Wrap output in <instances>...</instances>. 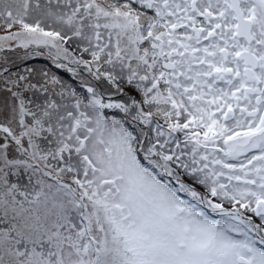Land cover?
<instances>
[{
	"label": "snow or ice",
	"instance_id": "snow-or-ice-1",
	"mask_svg": "<svg viewBox=\"0 0 264 264\" xmlns=\"http://www.w3.org/2000/svg\"><path fill=\"white\" fill-rule=\"evenodd\" d=\"M0 264H264V0H0Z\"/></svg>",
	"mask_w": 264,
	"mask_h": 264
}]
</instances>
